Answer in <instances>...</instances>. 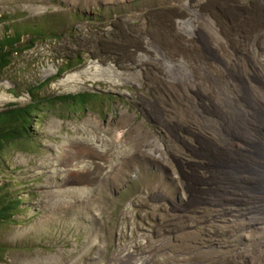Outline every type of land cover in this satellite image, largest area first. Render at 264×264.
<instances>
[{"label": "rangeland", "instance_id": "rangeland-1", "mask_svg": "<svg viewBox=\"0 0 264 264\" xmlns=\"http://www.w3.org/2000/svg\"><path fill=\"white\" fill-rule=\"evenodd\" d=\"M16 30L0 109L34 101L37 137L2 152L0 189L23 202L0 264H264L244 177L210 165L239 82L264 88V0H0V38ZM86 91L88 110L53 100Z\"/></svg>", "mask_w": 264, "mask_h": 264}, {"label": "bare ground", "instance_id": "bare-ground-1", "mask_svg": "<svg viewBox=\"0 0 264 264\" xmlns=\"http://www.w3.org/2000/svg\"><path fill=\"white\" fill-rule=\"evenodd\" d=\"M235 79L240 81L241 78L238 76ZM248 86L246 87L243 82H239V85L237 86L239 90L236 94V97L230 101L233 102L234 105L232 107H234L233 109L234 112L236 113H234L233 116L234 119L232 121L233 122L232 127L229 128V133L225 134V138L223 140V141H227L226 144L229 148L234 149L235 152L241 151L243 152V155L242 157H240V155L237 153L236 158H233L234 155L232 156V154L229 153L232 149H228V147L225 146L221 148V150H218L217 147L218 151L215 150L214 151L215 153L211 154L210 165H212V162L214 164L219 165L220 161H222L224 157L226 156L228 157L230 155V158H228L230 163L227 166L222 164L223 166L220 169L223 170L225 176L226 173L229 170H231V172L237 178L241 176L242 179V177H244V180L239 184V188L242 191L245 190L249 198V203L248 206H246L244 209V214H246L247 212L252 213L250 217L246 216L247 220L250 222L249 226L254 224L256 227L258 225L263 226L262 229H259L257 227L258 228L257 230H259L258 236L261 239V241H263L264 240V194H260L259 196H257L256 193L260 192V188L264 189V184L257 183L258 177L257 178L251 177V173L244 171V169L246 168L248 162L250 161V160L248 161L247 159L249 157H251L252 159L251 164L253 163L254 165H256V170L258 172L262 173V169L264 166V88L258 87V89L252 90ZM241 135L244 138H246L247 141L245 143L242 138H239V136ZM232 138L233 141L231 142L229 140L228 142V139H232ZM219 156L220 158H218ZM232 163L233 165L230 166V164ZM246 178L251 179L252 182L247 181ZM234 190H237V188H235ZM250 204H255L257 209H253L252 207H250ZM261 248L262 246L259 245L258 249Z\"/></svg>", "mask_w": 264, "mask_h": 264}, {"label": "trees", "instance_id": "trees-1", "mask_svg": "<svg viewBox=\"0 0 264 264\" xmlns=\"http://www.w3.org/2000/svg\"><path fill=\"white\" fill-rule=\"evenodd\" d=\"M86 18L97 20L98 16L90 15L86 16ZM26 32L28 33V31ZM24 33L16 30L12 34L5 33V36L0 38V69L5 67L8 64L9 57L14 52H17ZM114 37L115 32H109L103 35L102 40L106 41L110 46L108 47L109 52L107 51L105 55L111 59V62L116 63L115 58L123 54V43L121 45L119 41L115 40L116 37ZM74 56L79 58L81 55H72L70 59H74ZM125 61L130 63L131 60L126 58ZM95 96L94 92L86 91L64 94L55 97L53 100H59L66 104L71 111H84L90 108L88 107L90 105V100ZM33 113H35V115ZM31 116L38 117V108H36L34 101L24 105L9 103L5 108L0 109V162L2 160V152L7 145L14 144L21 140H25L26 142L27 140H35L37 131L34 130V128L32 129ZM21 202H23L21 198L14 199L8 193L2 192L0 189V220L4 222L13 221L14 214L18 211Z\"/></svg>", "mask_w": 264, "mask_h": 264}]
</instances>
